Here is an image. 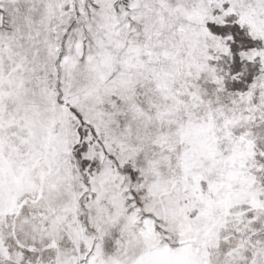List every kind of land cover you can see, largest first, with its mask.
Wrapping results in <instances>:
<instances>
[{
    "label": "snow or ice",
    "instance_id": "6c2138e0",
    "mask_svg": "<svg viewBox=\"0 0 264 264\" xmlns=\"http://www.w3.org/2000/svg\"><path fill=\"white\" fill-rule=\"evenodd\" d=\"M0 264H264V0H0Z\"/></svg>",
    "mask_w": 264,
    "mask_h": 264
}]
</instances>
